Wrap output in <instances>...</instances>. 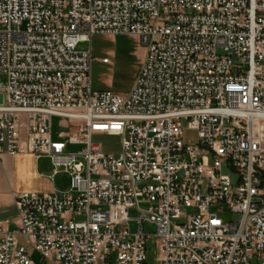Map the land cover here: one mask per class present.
<instances>
[{"label": "built area", "instance_id": "built-area-1", "mask_svg": "<svg viewBox=\"0 0 264 264\" xmlns=\"http://www.w3.org/2000/svg\"><path fill=\"white\" fill-rule=\"evenodd\" d=\"M98 35L146 51L127 96L93 88L92 47L78 46ZM0 74V156L71 178L16 195L0 264H35L21 236L48 264H151V238L155 264H264V0H0ZM55 117L77 132L55 139ZM94 135H119L122 153Z\"/></svg>", "mask_w": 264, "mask_h": 264}, {"label": "rangeland", "instance_id": "rangeland-1", "mask_svg": "<svg viewBox=\"0 0 264 264\" xmlns=\"http://www.w3.org/2000/svg\"><path fill=\"white\" fill-rule=\"evenodd\" d=\"M93 50V57L95 62L93 64V88L95 91H112L116 94L127 96L129 95L134 86L136 79L139 75L140 69L144 62L146 51L142 46L140 40L134 36H120V37H109V36H94L92 44L84 42L78 46V50L86 51ZM104 59H110L109 64H104ZM0 82L7 83V76L0 74ZM53 132L54 137L62 133H76L77 128H72L68 121L55 117L53 118ZM197 132L187 131L185 134L186 142L194 143L197 141ZM93 142L97 144L102 152L106 155L119 156L122 153V138L119 135H94ZM76 150V147L71 148ZM69 176L65 173L60 174L56 178V186L60 191L68 183ZM140 208L142 211H147L152 205L150 202L140 200ZM219 212L220 218L225 222H231L236 220V216L228 213L227 209H214ZM189 214H193L192 210L188 211ZM139 211L131 209L129 216L135 220L139 217ZM84 218H78L77 221H83ZM132 232L138 231V223L133 221ZM144 233L149 236H154L157 232V228L145 222ZM19 242L22 246L27 249L29 256L35 264H48L44 257L39 254L30 244V242L24 238L19 237ZM147 259L151 264H155L158 261L157 247L155 244V238L147 243Z\"/></svg>", "mask_w": 264, "mask_h": 264}, {"label": "crops", "instance_id": "crops-1", "mask_svg": "<svg viewBox=\"0 0 264 264\" xmlns=\"http://www.w3.org/2000/svg\"><path fill=\"white\" fill-rule=\"evenodd\" d=\"M54 167L49 158L36 159L31 154L0 156V225L9 231H17L20 224L15 197L22 192L40 194L62 193L70 189L71 178L60 191L56 178H52ZM63 174V173H61Z\"/></svg>", "mask_w": 264, "mask_h": 264}, {"label": "water", "instance_id": "water-1", "mask_svg": "<svg viewBox=\"0 0 264 264\" xmlns=\"http://www.w3.org/2000/svg\"><path fill=\"white\" fill-rule=\"evenodd\" d=\"M3 103V95H0V104Z\"/></svg>", "mask_w": 264, "mask_h": 264}]
</instances>
